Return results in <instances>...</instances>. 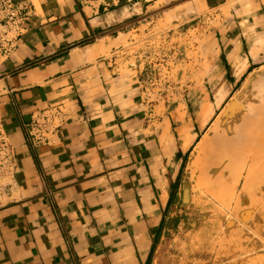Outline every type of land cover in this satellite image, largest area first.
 <instances>
[{
  "label": "crops",
  "instance_id": "obj_1",
  "mask_svg": "<svg viewBox=\"0 0 264 264\" xmlns=\"http://www.w3.org/2000/svg\"><path fill=\"white\" fill-rule=\"evenodd\" d=\"M15 1L31 16L0 66V123L16 155L0 264H155L198 128L179 133L156 115L113 43L142 36L152 17L208 12L221 18L217 66L236 83L246 62L244 83L264 67V0ZM58 110L50 144H32L25 124Z\"/></svg>",
  "mask_w": 264,
  "mask_h": 264
},
{
  "label": "rangeland",
  "instance_id": "obj_2",
  "mask_svg": "<svg viewBox=\"0 0 264 264\" xmlns=\"http://www.w3.org/2000/svg\"><path fill=\"white\" fill-rule=\"evenodd\" d=\"M224 14L229 15V12ZM194 16L185 19L164 14L152 17L141 25L142 36L122 34L113 43L117 55L126 57L122 71L128 72L131 79L140 75L146 103L156 108V115L172 118L179 133L181 123L188 126L189 131L196 126L201 108L214 101L219 88L235 83L234 78L227 77L224 68L216 64L217 35L214 30L220 26L221 18H208V12ZM263 69L257 68L252 74L264 76ZM228 72L233 74L232 69ZM250 75L244 76V82ZM241 83L234 90H238ZM203 133L199 131V138L191 146L181 171L173 206L166 214L165 226L169 231L156 251L155 264H204L211 255L216 264H231L235 249L240 250L239 264H264V235L253 233L250 238L235 237L231 241L229 238L214 240L212 236L219 217H206V209L199 201V191L189 178L197 143ZM259 180L264 183V177ZM260 193L249 191L241 200L242 210L247 213L252 208L260 210L264 205ZM223 196L226 204L221 206L220 214L227 215L233 196L230 192ZM213 240L218 252L210 254L208 249Z\"/></svg>",
  "mask_w": 264,
  "mask_h": 264
},
{
  "label": "bare ground",
  "instance_id": "obj_3",
  "mask_svg": "<svg viewBox=\"0 0 264 264\" xmlns=\"http://www.w3.org/2000/svg\"><path fill=\"white\" fill-rule=\"evenodd\" d=\"M247 70L246 62L239 64L238 81L230 87L219 88L214 101L203 105L196 124L198 132L190 139L194 143L199 131L204 132L197 143L189 178L199 191L206 217H219L212 232L214 240L250 238L253 233L264 235V205L260 210L252 208L249 213L240 205L249 191L261 192L264 199V183L259 180L264 177V76L252 74L234 90ZM227 192L233 196L230 211L221 215L220 208L226 204L223 194ZM214 240L208 249L210 254L218 252ZM239 251L235 249L231 264H239ZM216 263L211 255L204 264Z\"/></svg>",
  "mask_w": 264,
  "mask_h": 264
},
{
  "label": "built area",
  "instance_id": "obj_4",
  "mask_svg": "<svg viewBox=\"0 0 264 264\" xmlns=\"http://www.w3.org/2000/svg\"><path fill=\"white\" fill-rule=\"evenodd\" d=\"M31 16L29 2L0 0V66L16 51L24 25ZM61 111H42L25 124L34 145L50 144L59 126ZM16 170V155L0 123V209L9 201V186Z\"/></svg>",
  "mask_w": 264,
  "mask_h": 264
}]
</instances>
